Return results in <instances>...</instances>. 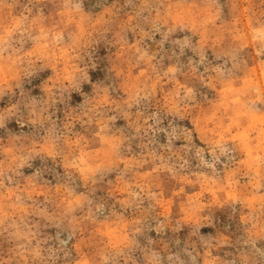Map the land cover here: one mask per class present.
Wrapping results in <instances>:
<instances>
[{"label": "clouds", "instance_id": "9594fccd", "mask_svg": "<svg viewBox=\"0 0 264 264\" xmlns=\"http://www.w3.org/2000/svg\"><path fill=\"white\" fill-rule=\"evenodd\" d=\"M0 264H264V0H0Z\"/></svg>", "mask_w": 264, "mask_h": 264}]
</instances>
